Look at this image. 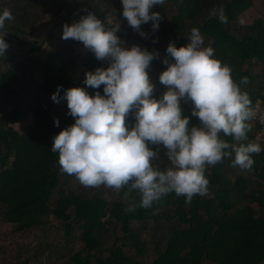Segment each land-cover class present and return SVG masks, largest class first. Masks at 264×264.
I'll use <instances>...</instances> for the list:
<instances>
[{
    "label": "trees",
    "instance_id": "16d2710c",
    "mask_svg": "<svg viewBox=\"0 0 264 264\" xmlns=\"http://www.w3.org/2000/svg\"><path fill=\"white\" fill-rule=\"evenodd\" d=\"M75 1L77 12L73 15L91 12L103 19L111 12L120 16L121 0ZM253 2L165 0L163 5H155L154 10L161 13L158 30L152 31L151 22L141 25L148 33L146 37L133 30L144 47L159 53L147 69L155 85L152 95L159 98L166 88L158 79L166 67L161 59L166 54L162 40L180 46L186 43L191 28L197 27L204 45H211L214 56L231 67L233 79L239 82L241 77L248 78L241 88L248 93L251 106L255 108L259 101L264 105V18L248 25L241 23V14ZM67 3L65 0L51 12L56 20L72 14L66 9L72 3ZM36 6V0H28L23 6L14 3V19L5 25L9 45L16 44L24 51L19 55L13 51L10 58L7 53L0 56V218L24 235L33 229L42 230L52 220L64 228L66 238L79 232L82 247L59 253L58 259H67L68 264H143L139 257L149 250L150 242L144 237L150 233L157 240H153L156 259L149 264H264V140L259 141L262 150L251 154L254 163L248 170L234 166L231 156L206 166L208 191L194 195L188 203L183 195L170 192L152 207L125 212L126 200H139L135 190L125 197L127 186L115 190L104 185H73L74 175L61 171L51 143L74 118L67 114L65 99L55 103L50 96L57 85L62 86L61 96L68 87L84 86L85 72L100 66L102 60L73 39H64L69 46L65 51L40 54L41 45L36 48L34 44L43 35H37L44 33L43 27L51 25L54 18L36 15ZM221 7L226 22L210 14ZM64 24L44 42L54 41L62 33L57 28ZM123 28L120 33L131 27L125 22ZM79 55L82 62L76 57ZM255 64L261 65L260 71L254 70ZM98 90L102 93V86ZM181 108L190 123H199L191 115L190 101H181ZM126 119L134 122L131 113ZM252 120L250 140L261 128ZM224 138L231 141V137ZM165 151L158 149L151 161L153 167L163 170L170 166Z\"/></svg>",
    "mask_w": 264,
    "mask_h": 264
},
{
    "label": "clouds",
    "instance_id": "9594fccd",
    "mask_svg": "<svg viewBox=\"0 0 264 264\" xmlns=\"http://www.w3.org/2000/svg\"><path fill=\"white\" fill-rule=\"evenodd\" d=\"M164 3L121 0L120 16L146 37L141 25L151 22L152 31L158 30L161 13L154 6ZM210 14L227 21L222 7ZM13 19L10 9L0 10V56L9 47L6 21ZM120 28V20L111 12L103 19L89 12L62 26V39L82 42L96 59L108 63L86 71L84 86L68 87L61 96L62 86L57 85L51 93L55 103L66 100L67 114L74 118L52 137L51 151L58 154L61 171L74 175L86 187L104 185L119 190L127 186L125 197L135 190L138 202L126 200L124 208L133 212L137 207H152L170 192L183 195L186 203L196 194H205L206 166L225 157H233L234 166L250 169L251 154L262 149L259 136L248 138L250 121L258 115L241 88L248 78L234 80L231 67L214 56V48L204 45L199 28L192 27L186 43L176 46L169 41L166 46L161 58L166 67L158 76L166 88L157 98L152 95L155 85L147 69L159 53L136 43L127 45L118 35ZM89 88L95 91L89 93ZM181 101L191 102V115L198 118V124L182 115ZM129 113L132 123L126 119ZM258 118L264 122V112ZM160 147L170 162L163 170L151 163Z\"/></svg>",
    "mask_w": 264,
    "mask_h": 264
},
{
    "label": "rangeland",
    "instance_id": "374dc122",
    "mask_svg": "<svg viewBox=\"0 0 264 264\" xmlns=\"http://www.w3.org/2000/svg\"><path fill=\"white\" fill-rule=\"evenodd\" d=\"M0 0V8H8L10 10L13 9L12 5L14 3H20L23 5L27 4L28 0ZM36 15H48L54 18L52 24L43 27L44 33L38 34L37 37H41L42 35L46 34L47 32H52L55 30L54 23L58 21L59 24H64L67 20L64 21V18L72 16L75 12H77V8L75 5V0H67L68 4L72 3L70 9L66 7V9L72 13L71 15L67 14L66 17L60 15L59 18L52 16L54 8L60 5L62 2L64 3L65 0H36ZM67 5V6H69ZM121 6V5H120ZM82 7V5H81ZM117 15V14H116ZM122 17V16H121ZM262 17L264 18V0H254L253 5L245 10L241 14V23L244 25L251 24L256 18ZM75 19V18H74ZM63 20V21H62ZM125 20V19H124ZM71 21V20H70ZM126 22V20H125ZM57 25V26H58ZM56 26V27H57ZM62 26L57 28L58 32H62ZM122 29H124L122 27ZM123 31V30H122ZM49 34V35H50ZM118 35L126 42L127 45H131L136 43L141 47H144L143 42L137 39L134 35L133 29L129 28L124 30L123 33H118ZM20 38L21 36L18 35ZM56 39H58L57 42ZM54 41H46L41 44V52L40 54H47L51 50L61 49L65 51L68 49L69 46L64 42L65 40L61 38V34L56 38H53ZM169 41L167 39L162 40V48L166 49L167 44ZM15 52L16 54H21L24 49L19 48L16 44L9 45L6 49L7 58L11 57V52ZM80 62H82V56H76ZM261 65L255 64V71H260ZM37 79H41L38 77ZM252 123H255L252 120ZM73 185L75 187L82 185L74 176ZM110 194H107V198H110ZM1 219V218H0ZM139 225H135V228H139ZM64 228L60 227L58 223L52 220L51 224H48L46 227L42 228V230L33 229L27 232L25 235L22 233H18L15 230V227L11 225V223H7L0 220V264H68L67 259H58L59 253H68L67 251L73 247L75 250H78L82 247V243L79 240V232H75L74 235L71 237H67L64 234ZM66 238V239H65ZM67 239L74 241L75 243H70ZM146 241H149V250L147 253L139 257V260L143 264H149L156 259V243L153 240L155 239L152 233L149 234L148 237H144Z\"/></svg>",
    "mask_w": 264,
    "mask_h": 264
},
{
    "label": "built area",
    "instance_id": "2783aa9c",
    "mask_svg": "<svg viewBox=\"0 0 264 264\" xmlns=\"http://www.w3.org/2000/svg\"><path fill=\"white\" fill-rule=\"evenodd\" d=\"M116 16L121 22V28L118 32V33H120V31L122 30V27H124V25H125V20L123 17H120L119 15H116ZM107 63H108L107 60H102L100 67H106ZM255 108L258 110V115H257V118H254L253 120L256 123H259L261 125V128L258 132V136L260 137V141H263L264 140V122H261V120L258 117H259L260 112H264V105L262 104V102L259 101V102H257Z\"/></svg>",
    "mask_w": 264,
    "mask_h": 264
},
{
    "label": "water",
    "instance_id": "95a60500",
    "mask_svg": "<svg viewBox=\"0 0 264 264\" xmlns=\"http://www.w3.org/2000/svg\"><path fill=\"white\" fill-rule=\"evenodd\" d=\"M78 2H80V0H78ZM80 9L84 12L85 11V8L82 6L80 7ZM83 16V14L81 15H78V16H74L72 18H64V21L67 20V21H70L74 18H77V17H81ZM63 21V20H62ZM58 25V21L54 23V27L56 28V26ZM6 34H8V31H6ZM50 32H47L46 34H44V36L42 37L41 41L39 43H36L34 44V47L36 48H39V46L47 39V37L49 36Z\"/></svg>",
    "mask_w": 264,
    "mask_h": 264
},
{
    "label": "flooded vegetation",
    "instance_id": "af4514ba",
    "mask_svg": "<svg viewBox=\"0 0 264 264\" xmlns=\"http://www.w3.org/2000/svg\"><path fill=\"white\" fill-rule=\"evenodd\" d=\"M74 16H78V15L76 14V15H73V16H71V17H66V18H72V17H74Z\"/></svg>",
    "mask_w": 264,
    "mask_h": 264
},
{
    "label": "crops",
    "instance_id": "0c3cea01",
    "mask_svg": "<svg viewBox=\"0 0 264 264\" xmlns=\"http://www.w3.org/2000/svg\"><path fill=\"white\" fill-rule=\"evenodd\" d=\"M68 4V3H67Z\"/></svg>",
    "mask_w": 264,
    "mask_h": 264
}]
</instances>
